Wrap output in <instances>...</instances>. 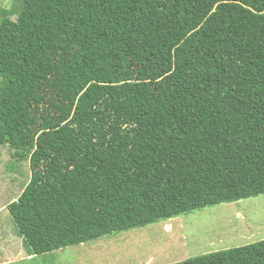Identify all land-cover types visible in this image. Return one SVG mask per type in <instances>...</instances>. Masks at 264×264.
<instances>
[{
  "label": "trees",
  "instance_id": "obj_1",
  "mask_svg": "<svg viewBox=\"0 0 264 264\" xmlns=\"http://www.w3.org/2000/svg\"><path fill=\"white\" fill-rule=\"evenodd\" d=\"M0 146L29 257L264 196V0H18ZM178 264H264V240Z\"/></svg>",
  "mask_w": 264,
  "mask_h": 264
},
{
  "label": "rangeland",
  "instance_id": "obj_2",
  "mask_svg": "<svg viewBox=\"0 0 264 264\" xmlns=\"http://www.w3.org/2000/svg\"><path fill=\"white\" fill-rule=\"evenodd\" d=\"M2 9L13 11L16 20L18 0H0ZM12 154L8 146H0V264H178L264 240L260 196L29 257L7 207L28 184L30 164Z\"/></svg>",
  "mask_w": 264,
  "mask_h": 264
},
{
  "label": "crops",
  "instance_id": "obj_3",
  "mask_svg": "<svg viewBox=\"0 0 264 264\" xmlns=\"http://www.w3.org/2000/svg\"><path fill=\"white\" fill-rule=\"evenodd\" d=\"M14 241V240H13ZM7 254H9V253H7Z\"/></svg>",
  "mask_w": 264,
  "mask_h": 264
}]
</instances>
